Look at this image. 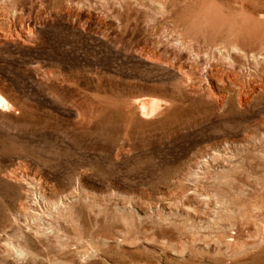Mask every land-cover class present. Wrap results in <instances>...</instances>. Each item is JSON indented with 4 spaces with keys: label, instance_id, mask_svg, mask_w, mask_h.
I'll return each instance as SVG.
<instances>
[{
    "label": "rangeland",
    "instance_id": "obj_1",
    "mask_svg": "<svg viewBox=\"0 0 264 264\" xmlns=\"http://www.w3.org/2000/svg\"><path fill=\"white\" fill-rule=\"evenodd\" d=\"M0 96V264H264V0H0Z\"/></svg>",
    "mask_w": 264,
    "mask_h": 264
},
{
    "label": "bare ground",
    "instance_id": "obj_2",
    "mask_svg": "<svg viewBox=\"0 0 264 264\" xmlns=\"http://www.w3.org/2000/svg\"><path fill=\"white\" fill-rule=\"evenodd\" d=\"M0 105L3 106V108L8 106V104H7V102L5 101V99H4L3 97H1V96H0ZM157 105H158V103H157V101L154 100V99L142 100V101L140 102V107H141V109L147 107V108H149L150 110H153V109H155V108L157 107Z\"/></svg>",
    "mask_w": 264,
    "mask_h": 264
}]
</instances>
